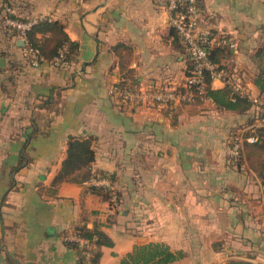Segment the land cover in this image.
<instances>
[{
	"label": "crops",
	"instance_id": "1",
	"mask_svg": "<svg viewBox=\"0 0 264 264\" xmlns=\"http://www.w3.org/2000/svg\"><path fill=\"white\" fill-rule=\"evenodd\" d=\"M4 4L19 19L57 23L35 32L47 49L58 27L78 47L68 66L31 67L0 24V264H86L63 240L79 223H99L112 242L96 264H120L149 243L178 254L167 264H264L259 160L249 149L238 161L230 152V135L248 128L257 107L228 110L208 97L137 109L111 91L128 79L182 82L187 57L168 13L151 0H0V20ZM198 28L237 43L221 59L226 78L210 89L229 83L259 98L253 55L264 49V0H200ZM70 136L91 140V177L54 186ZM108 185L120 196L111 213L103 193L90 190Z\"/></svg>",
	"mask_w": 264,
	"mask_h": 264
},
{
	"label": "built area",
	"instance_id": "2",
	"mask_svg": "<svg viewBox=\"0 0 264 264\" xmlns=\"http://www.w3.org/2000/svg\"><path fill=\"white\" fill-rule=\"evenodd\" d=\"M156 8L162 9L168 13L169 24L177 33L180 43L183 45L187 60L190 67L186 66V73L182 82L173 84L169 81L158 84H148L143 86L133 84L129 79L125 83L126 88L119 89L116 85L112 86L111 91L118 93V103L121 105L132 106L134 108H153L173 110L176 107L195 104L207 99L206 88L209 79L222 77L225 79L226 71L218 69L217 65L209 59V49L213 45H222L227 47L231 52L237 51V43L228 36H212L211 34L199 31L200 17V0H151ZM5 15L1 18L0 24L14 31L15 38L24 41L21 47L23 57L26 63L31 67H39L43 64L55 68L65 67L71 64L67 58L68 48L66 45L57 50L55 56L46 59L39 50L28 45L27 33L36 24L41 21H51L47 15H39L32 19L22 20L13 16L14 9L3 5ZM228 80V79H226ZM254 103L260 106V116L255 120L254 127L264 125V101L261 98L252 99ZM253 127V128H254ZM258 140L254 130L251 134L243 136L241 132L234 133L230 136V152L233 160H237L245 143L253 144ZM107 184V183H106ZM110 194L109 210L110 213L117 209L120 200L116 191L110 185L107 186ZM84 224V223H80ZM64 242L74 244L81 261L86 264L90 263L94 251L98 249L94 242L81 237L74 227H68L63 235Z\"/></svg>",
	"mask_w": 264,
	"mask_h": 264
},
{
	"label": "trees",
	"instance_id": "3",
	"mask_svg": "<svg viewBox=\"0 0 264 264\" xmlns=\"http://www.w3.org/2000/svg\"><path fill=\"white\" fill-rule=\"evenodd\" d=\"M57 23L51 21H41L36 24L27 33L28 45L36 47L39 52L45 56L46 59H51L56 55L57 50L66 45L68 48L67 58L72 60L75 50L77 49V44L71 41L68 36L62 32L61 27H58L60 36L53 42L51 47L47 49L46 43L43 39L37 38L35 32L38 30H57ZM41 27V28H40ZM173 29V28H172ZM174 31V29H173ZM14 34L15 32L12 31ZM174 36L177 42L181 45L184 50L183 45L180 43L177 33L174 31ZM185 51V50H184ZM231 51L222 45H213L209 49V59L212 63L217 65L218 69H226L221 63L222 58H230ZM254 62L256 64V75L254 78V85L258 88V97L264 101V49H258L253 55ZM189 65V66H188ZM187 66L190 67V63L187 60ZM206 75V81H208V86L206 88L207 97L211 98L214 103L221 108L234 110L238 112H244L248 110L252 105L257 107V114L254 119L249 123L248 128H246L241 134L243 136L251 134L253 129L258 137L256 143L249 144L245 143L242 145L238 161L245 150L249 149L250 154L256 155L259 152L264 153V125L254 127L255 120L260 116V106L254 103L252 99L248 96L242 95L238 90H236L232 85L227 83L222 89L213 90L210 89L209 84L211 79H209L208 74ZM127 84L125 81H120L116 84L119 89L126 88ZM254 127V128H253ZM238 133V132H235ZM234 134V133H233ZM232 135V134H231ZM230 135V136H231ZM29 139V137H28ZM67 155L62 161L61 168L53 179V185L56 186L64 180L74 181L81 183L87 181L91 177L90 166L93 161L94 155L91 148V140L89 138H77L70 136L67 142ZM231 145V143H230ZM259 160L256 162V168L259 175L263 178L264 182V160ZM73 175V176H72ZM70 176H72L70 178ZM90 190L96 193H103L104 197L109 200L110 194L108 191L100 189L99 187L91 186ZM120 200V196L116 193ZM74 230L83 237L84 239L94 242L98 249L94 251L92 258L90 259V264H96L100 257L101 246H110L112 244L108 236L100 230V224L94 223L92 228H88L86 224H78L74 227ZM69 246L73 247L74 244L69 243ZM178 257V254L171 252L167 245L161 243H149L139 247H136L133 253L127 254L120 264H167L174 261ZM228 264H252L250 262H230Z\"/></svg>",
	"mask_w": 264,
	"mask_h": 264
},
{
	"label": "rangeland",
	"instance_id": "4",
	"mask_svg": "<svg viewBox=\"0 0 264 264\" xmlns=\"http://www.w3.org/2000/svg\"><path fill=\"white\" fill-rule=\"evenodd\" d=\"M263 155L262 152H259L257 155L255 154H251L249 155L251 159H261L260 157Z\"/></svg>",
	"mask_w": 264,
	"mask_h": 264
},
{
	"label": "water",
	"instance_id": "5",
	"mask_svg": "<svg viewBox=\"0 0 264 264\" xmlns=\"http://www.w3.org/2000/svg\"><path fill=\"white\" fill-rule=\"evenodd\" d=\"M18 45H19L20 47L24 46V45H25V44H24V41H23V40H19V41H18Z\"/></svg>",
	"mask_w": 264,
	"mask_h": 264
}]
</instances>
